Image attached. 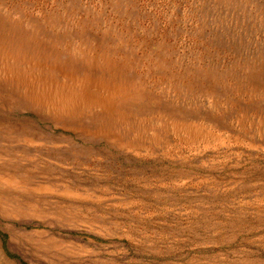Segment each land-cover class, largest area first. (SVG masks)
<instances>
[{"label":"rangeland","instance_id":"rangeland-1","mask_svg":"<svg viewBox=\"0 0 264 264\" xmlns=\"http://www.w3.org/2000/svg\"><path fill=\"white\" fill-rule=\"evenodd\" d=\"M0 264H264V0H0Z\"/></svg>","mask_w":264,"mask_h":264}]
</instances>
